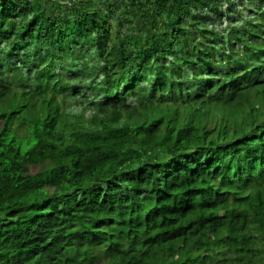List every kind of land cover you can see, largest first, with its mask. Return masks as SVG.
<instances>
[{
  "label": "trees",
  "instance_id": "16d2710c",
  "mask_svg": "<svg viewBox=\"0 0 264 264\" xmlns=\"http://www.w3.org/2000/svg\"><path fill=\"white\" fill-rule=\"evenodd\" d=\"M0 264H264V0H0Z\"/></svg>",
  "mask_w": 264,
  "mask_h": 264
},
{
  "label": "rangeland",
  "instance_id": "374dc122",
  "mask_svg": "<svg viewBox=\"0 0 264 264\" xmlns=\"http://www.w3.org/2000/svg\"><path fill=\"white\" fill-rule=\"evenodd\" d=\"M240 10L237 12V15L240 16L241 14V17H243L244 19L247 18L248 19V10H242L241 7L239 8ZM242 10V11H241ZM31 172L32 173H35L37 172V168L36 167H32L31 168Z\"/></svg>",
  "mask_w": 264,
  "mask_h": 264
}]
</instances>
